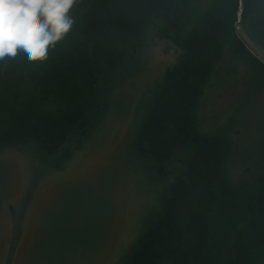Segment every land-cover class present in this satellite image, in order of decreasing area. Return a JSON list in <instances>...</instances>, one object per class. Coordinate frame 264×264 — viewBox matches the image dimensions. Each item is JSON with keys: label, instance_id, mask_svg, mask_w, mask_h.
Here are the masks:
<instances>
[{"label": "rangeland", "instance_id": "1", "mask_svg": "<svg viewBox=\"0 0 264 264\" xmlns=\"http://www.w3.org/2000/svg\"><path fill=\"white\" fill-rule=\"evenodd\" d=\"M219 1L192 0L179 28L152 18L139 43L124 48V61L102 70L104 111L87 119L82 137L53 154L34 142L0 149V264L128 263L197 149L192 142L177 149L158 175L132 150L139 120L182 61L187 36ZM239 15L240 2L194 114L197 135L226 141L231 186L264 172V68L248 49L237 56V45H245Z\"/></svg>", "mask_w": 264, "mask_h": 264}, {"label": "trees", "instance_id": "2", "mask_svg": "<svg viewBox=\"0 0 264 264\" xmlns=\"http://www.w3.org/2000/svg\"><path fill=\"white\" fill-rule=\"evenodd\" d=\"M191 1L81 0L73 32L46 61L0 62V149L34 142L53 154L82 137L87 119L104 111L102 70L124 61V48L139 43L152 18L182 26ZM239 2L220 0L199 22L185 39L182 61L143 110L132 150L158 175L174 151L188 142L197 149L127 264H264V172L231 186L224 177L226 141L194 132L195 111L223 58V38ZM248 53L240 42L237 56Z\"/></svg>", "mask_w": 264, "mask_h": 264}, {"label": "clouds", "instance_id": "3", "mask_svg": "<svg viewBox=\"0 0 264 264\" xmlns=\"http://www.w3.org/2000/svg\"><path fill=\"white\" fill-rule=\"evenodd\" d=\"M81 0H0V62L43 63L65 43Z\"/></svg>", "mask_w": 264, "mask_h": 264}, {"label": "water", "instance_id": "4", "mask_svg": "<svg viewBox=\"0 0 264 264\" xmlns=\"http://www.w3.org/2000/svg\"><path fill=\"white\" fill-rule=\"evenodd\" d=\"M237 35L264 64V0H240Z\"/></svg>", "mask_w": 264, "mask_h": 264}]
</instances>
